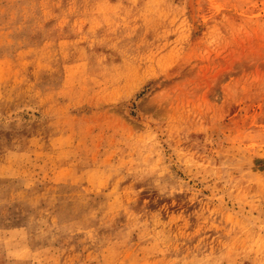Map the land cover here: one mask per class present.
<instances>
[{
	"label": "rangeland",
	"instance_id": "obj_1",
	"mask_svg": "<svg viewBox=\"0 0 264 264\" xmlns=\"http://www.w3.org/2000/svg\"><path fill=\"white\" fill-rule=\"evenodd\" d=\"M0 264H264V0H0Z\"/></svg>",
	"mask_w": 264,
	"mask_h": 264
},
{
	"label": "bare ground",
	"instance_id": "obj_2",
	"mask_svg": "<svg viewBox=\"0 0 264 264\" xmlns=\"http://www.w3.org/2000/svg\"><path fill=\"white\" fill-rule=\"evenodd\" d=\"M28 113H30V114H34V113H31V112H28ZM230 201V200H229ZM225 202H227V201H225ZM230 202H232V201H230ZM232 205V204H231ZM250 214V212L248 213V215ZM252 214V213H251ZM251 214H250V216H251ZM253 215V214H252ZM255 215V214H254ZM251 217H253V216H251ZM256 217V216H255Z\"/></svg>",
	"mask_w": 264,
	"mask_h": 264
}]
</instances>
